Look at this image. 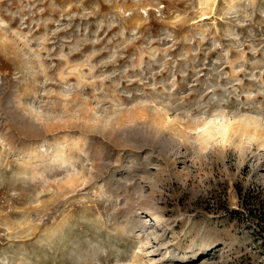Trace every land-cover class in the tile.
<instances>
[{"label":"rangeland","instance_id":"rangeland-1","mask_svg":"<svg viewBox=\"0 0 264 264\" xmlns=\"http://www.w3.org/2000/svg\"><path fill=\"white\" fill-rule=\"evenodd\" d=\"M237 187L264 0H0V264H264Z\"/></svg>","mask_w":264,"mask_h":264},{"label":"trees","instance_id":"trees-1","mask_svg":"<svg viewBox=\"0 0 264 264\" xmlns=\"http://www.w3.org/2000/svg\"><path fill=\"white\" fill-rule=\"evenodd\" d=\"M241 202V214L249 217L252 223H255L254 229L264 238V201L254 202V194L250 190L242 191L237 187Z\"/></svg>","mask_w":264,"mask_h":264},{"label":"bare ground","instance_id":"bare-ground-1","mask_svg":"<svg viewBox=\"0 0 264 264\" xmlns=\"http://www.w3.org/2000/svg\"><path fill=\"white\" fill-rule=\"evenodd\" d=\"M155 217H158L157 215H154Z\"/></svg>","mask_w":264,"mask_h":264}]
</instances>
